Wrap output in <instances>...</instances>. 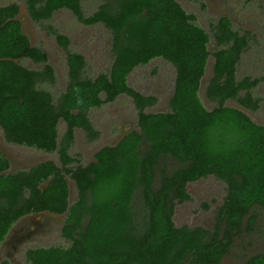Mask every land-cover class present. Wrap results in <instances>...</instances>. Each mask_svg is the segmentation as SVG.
Instances as JSON below:
<instances>
[{
	"label": "trees",
	"instance_id": "16d2710c",
	"mask_svg": "<svg viewBox=\"0 0 264 264\" xmlns=\"http://www.w3.org/2000/svg\"><path fill=\"white\" fill-rule=\"evenodd\" d=\"M82 1L25 0L37 23L67 9L81 23L100 24L111 33L112 63L94 78L85 74L84 56L67 50L68 81L56 101L44 87L54 83V68L41 48L30 45L17 18L19 4L0 6L4 138L56 152L59 162L5 173L8 162L0 153V243L21 216L49 211L66 213L61 235L70 245L31 248L26 252L31 264H220L243 219L253 225V207L264 208V125L226 104L236 100L251 110L260 107L252 90L261 79L236 78L251 37L222 16L212 25L216 47L211 51L209 34L177 0H101L89 15ZM56 40L67 48V36L57 33ZM210 55L214 62L205 92L216 106L207 109L199 88ZM23 58L44 65L31 69L19 62ZM155 58L170 62L176 76L169 109L147 112L157 97L132 88L127 78ZM121 94L134 102L138 129L80 164L70 153L75 129L97 138L88 112ZM60 119L66 128L59 137ZM66 175L77 188L71 204ZM209 175L226 184L213 227L177 226L175 206L191 199L187 183ZM241 264H264V250Z\"/></svg>",
	"mask_w": 264,
	"mask_h": 264
},
{
	"label": "rangeland",
	"instance_id": "374dc122",
	"mask_svg": "<svg viewBox=\"0 0 264 264\" xmlns=\"http://www.w3.org/2000/svg\"><path fill=\"white\" fill-rule=\"evenodd\" d=\"M16 1L19 6L18 19L28 36L32 46L41 48L46 56L47 63L54 68V83H46L44 87L49 90L56 101L65 90L68 81L67 50L81 53L86 60L85 74L95 77L100 72L109 70L113 60L111 50V33L103 25H85L67 9H60L52 18L41 23L33 21L27 13L25 0H0V6ZM182 7L196 17V23L209 34V49L213 51L216 43L212 34V25L224 16L229 18L232 29L244 33L248 32L250 38L247 48L241 55L236 67V78L244 76L260 78L253 88L252 94L260 98V107L251 110L242 107L236 100H228L229 106L240 107L254 122L264 125V0H177ZM101 0H83L82 7L86 15L96 10ZM68 37L67 48L61 46L56 40V34ZM19 62L31 69H41L44 63L33 62L29 58L20 59ZM214 58L209 56L206 70L199 88V96L207 109L216 106V102L206 96V87L212 75ZM176 71L175 67L162 58H155L144 65L135 67L128 75L129 86L145 95H154L157 102L146 109L147 112H158L169 109V99L173 93ZM89 118L98 131V137L91 140L82 128L75 129L74 143L70 149L73 157L80 164H87L94 159V154L101 147L116 144L121 137L130 130H137V109L132 98L127 94L119 95L113 102L93 108L88 112ZM65 122L60 119L58 135L63 134ZM0 148L10 158L11 170L28 169L42 161L58 162L56 152H46L27 146H16L7 142L0 127ZM77 162L74 163V166ZM70 189L69 203L77 198L75 181L66 175ZM224 181L214 177L200 178L187 184L191 199L178 204L173 213V220L177 226L201 225L212 228L216 207L221 203L225 193ZM207 207H204V205ZM256 220L248 226L247 216L243 219L240 231L233 239L232 247L223 257L220 264H241L248 256L264 250V208L254 206L252 211ZM65 215L57 216L58 223L42 222L36 234V240L27 243L23 251L17 255L22 264H31L25 257L24 251L28 246H68L70 241L61 235V223ZM37 219H42L38 217ZM36 221V220H35ZM34 221V222H35ZM40 226V227H39ZM17 254V253H15ZM1 254L0 259H3ZM1 264V263H0Z\"/></svg>",
	"mask_w": 264,
	"mask_h": 264
},
{
	"label": "flooded vegetation",
	"instance_id": "af4514ba",
	"mask_svg": "<svg viewBox=\"0 0 264 264\" xmlns=\"http://www.w3.org/2000/svg\"><path fill=\"white\" fill-rule=\"evenodd\" d=\"M20 7V6H19ZM20 9V8H19ZM28 13V12H27ZM19 14V12H18ZM29 15V14H28ZM18 18V15H17ZM19 20V19H18ZM22 27V25H21ZM23 30V27H22ZM24 32V30H23ZM27 36V35H26ZM28 37V36H27ZM29 39V38H28ZM30 41V40H29ZM31 45V43H30ZM201 85V84H200ZM66 124V123H65ZM129 132V131H128ZM126 132V133H128ZM11 143V142H10ZM14 144V143H13ZM16 146H20L19 144H16ZM25 146V145H23ZM28 147V146H27ZM32 148V147H31ZM1 155L7 160L8 167L3 172H16L11 170V160L8 156H6L0 148ZM43 162V161H42ZM38 164V163H37ZM78 164V163H77ZM36 165V164H35ZM34 166V165H33ZM32 167V166H31ZM29 169V168H28ZM25 170V169H22ZM18 171V170H17ZM211 176V175H209ZM208 176V177H209ZM213 176V175H212ZM215 177V176H214ZM66 178V176H65ZM68 184V181H67ZM188 184V183H187ZM76 185V183H75ZM69 188V185H68ZM187 188V185H186ZM77 189V188H76ZM188 191V188H187ZM225 194V193H224ZM68 203L70 199V189L68 194ZM77 199V198H76ZM222 202V200H221ZM73 203V202H72ZM184 203V202H183ZM71 204V203H69ZM182 204V203H181ZM221 204V203H220ZM219 204V205H220ZM178 205V204H177ZM176 205V206H177ZM175 206V208H176ZM175 211V209H174ZM66 215V213H52L49 211H40V212H34L30 214H26L24 216H21L19 219H17L12 226L9 228L7 234L5 235L4 239L0 243V257L1 254H4V258L0 259V263L3 264L5 261H7V264H22L21 261L18 259L17 255L23 251V247L29 243L36 240V234L40 229L38 228V225L42 222H55L58 223L59 219H57V216ZM215 216V214H214ZM38 217H41L42 219H37ZM65 219V218H64ZM36 220V221H35ZM35 221V222H34ZM214 225V224H213ZM63 224L61 223V227ZM40 227V226H39ZM213 227V226H212ZM62 229V228H61ZM68 240V239H67ZM58 246V245H56ZM37 246H28V248L24 251V255L26 257V252L31 249L35 248ZM39 247H45V246H39ZM17 253V254H15ZM26 259L29 261V259L26 257ZM30 262V261H29ZM31 263V262H30Z\"/></svg>",
	"mask_w": 264,
	"mask_h": 264
}]
</instances>
